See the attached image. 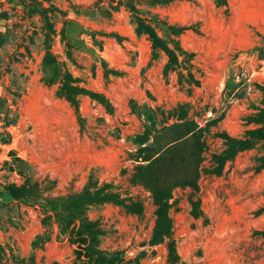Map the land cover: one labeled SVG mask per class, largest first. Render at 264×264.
Masks as SVG:
<instances>
[{
  "label": "rangeland",
  "instance_id": "obj_1",
  "mask_svg": "<svg viewBox=\"0 0 264 264\" xmlns=\"http://www.w3.org/2000/svg\"><path fill=\"white\" fill-rule=\"evenodd\" d=\"M126 1L0 0V264H90L83 214L131 264H264V0H133L189 27L192 86Z\"/></svg>",
  "mask_w": 264,
  "mask_h": 264
},
{
  "label": "trees",
  "instance_id": "obj_2",
  "mask_svg": "<svg viewBox=\"0 0 264 264\" xmlns=\"http://www.w3.org/2000/svg\"><path fill=\"white\" fill-rule=\"evenodd\" d=\"M217 2L221 5L227 6V0H217ZM127 6L130 10L136 15L138 11L135 7V2L133 0L126 1ZM137 24L139 30L146 34H148L151 42L154 54H157L159 51H162L167 56V63L164 68L165 76L169 75L170 72L177 71L179 76V80L182 83H185L189 86L198 85L199 79L196 77L193 69V57L194 54L185 50L179 43V41L174 38L185 30L189 29L186 26H178L172 25L168 22L157 21L160 24V30L163 32V36L159 35L156 28H154L147 19H143L136 15ZM67 76L65 75L63 89L67 95V98L72 102L76 103V100L73 96V90L75 89L73 86L67 84ZM257 122H260V119H257ZM187 124H191L188 122ZM176 125L170 126L174 127ZM193 128L189 129L186 135L175 140L173 144H169L163 152L168 151L175 144L188 140V138H195L200 145L202 142L200 140L198 131L201 129L200 125L197 123H193ZM261 129L249 131L248 135L258 134ZM161 155L154 158V160H158ZM193 188H197L198 184L196 182V177L194 179H188L186 181ZM80 196V195H79ZM111 194L104 195H95L91 193L82 194L79 199L85 205H91L93 203H102L111 198ZM264 211V208L262 209ZM83 214V213H82ZM162 231L163 228H159ZM73 239L72 242L78 245L77 253L81 256H85L90 264H131L133 261L131 259L126 260L124 258L118 257H108L102 250L97 249L96 245V235L98 234L97 228L85 218L83 214L80 219L79 226L75 225L72 229Z\"/></svg>",
  "mask_w": 264,
  "mask_h": 264
}]
</instances>
